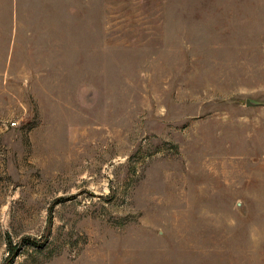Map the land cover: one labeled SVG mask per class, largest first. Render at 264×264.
Segmentation results:
<instances>
[{"label": "rangeland", "instance_id": "1", "mask_svg": "<svg viewBox=\"0 0 264 264\" xmlns=\"http://www.w3.org/2000/svg\"><path fill=\"white\" fill-rule=\"evenodd\" d=\"M0 264H264V0H0Z\"/></svg>", "mask_w": 264, "mask_h": 264}]
</instances>
